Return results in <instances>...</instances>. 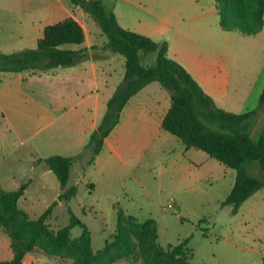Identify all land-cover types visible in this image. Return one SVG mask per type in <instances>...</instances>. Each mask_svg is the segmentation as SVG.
Wrapping results in <instances>:
<instances>
[{
  "label": "rangeland",
  "instance_id": "obj_1",
  "mask_svg": "<svg viewBox=\"0 0 264 264\" xmlns=\"http://www.w3.org/2000/svg\"><path fill=\"white\" fill-rule=\"evenodd\" d=\"M174 1L103 0L107 7L120 2L121 11L131 14L135 21L138 19L146 26ZM201 3L208 8L212 5L215 15L214 0H201ZM46 5L48 0H0V52L9 54L36 48L33 40L38 32L37 29L33 31L32 22L37 24L38 20H42V9ZM69 9L74 16H78L75 13L77 9H72L70 5ZM85 17L91 42L97 49L103 47L108 41L107 37L90 16L86 14ZM20 18L24 22L22 25ZM222 33L218 42L227 47L228 62H234L233 77L244 78L251 89L262 87L264 27L255 36L240 35L239 39ZM222 37H225L223 41ZM96 53L97 50L93 55ZM116 57V61L110 64L97 59L101 76H105L104 70L114 73V92L122 82L119 77L125 72V58L120 55ZM153 58L154 55L149 62ZM62 71L51 70L45 72L47 74L42 78L37 76L35 79H30L34 75L31 73H0V180L3 181V175L9 177L14 173L17 176L19 171L23 176L32 178L33 184L27 196L28 202H33L29 213L32 219L38 218L61 192L60 182L54 174L44 178L41 170L32 171L33 145H51L54 143L52 141H58L52 135L61 122L57 120L47 127L30 126L29 123L35 118L40 105L59 109L53 106L55 99L50 96V79ZM148 89L154 90L153 86ZM163 91L164 97L166 93L171 96L165 88ZM258 102L252 100L250 108H255ZM261 109V114L257 119H252L254 123L250 126L254 138H257L259 130L264 129V107ZM163 134L165 136L150 148L132 153L124 151V163L123 160H116L104 167L101 160L97 168L89 166L87 162L86 176L78 188V195L68 205L61 204L54 209L53 218L49 221L50 229L57 232L70 226V208L89 228L93 249L98 251L112 241L118 225V214L122 211L140 223L147 220L156 222L158 241L163 247L189 241L188 246L194 254L193 264H264V188L234 215L231 207L223 208L221 204L232 190L237 172L202 151L191 149L188 152L177 137L165 131ZM83 152L84 149L80 154ZM44 154L49 156L52 151ZM91 156L92 151L89 150L84 158L90 159ZM78 164L73 169L76 174H81L84 168ZM246 172L264 181V171L258 166L250 164ZM74 178L70 184L74 183ZM91 181L97 185L94 190L89 187ZM127 228L130 239L139 245V254L133 263L121 259L117 264H145L147 254L143 249V239L130 224ZM82 232L80 227L72 228L71 238H80ZM4 238L10 244L9 237L0 230V242ZM34 257L37 259L35 264H70L72 261L50 258L39 250ZM10 258L12 256H4L0 260Z\"/></svg>",
  "mask_w": 264,
  "mask_h": 264
},
{
  "label": "trees",
  "instance_id": "obj_2",
  "mask_svg": "<svg viewBox=\"0 0 264 264\" xmlns=\"http://www.w3.org/2000/svg\"><path fill=\"white\" fill-rule=\"evenodd\" d=\"M220 26L225 32L237 31L246 36L257 35L264 27V0H215ZM72 9H81L90 16L107 37L102 50L125 58V76L107 104L98 128L91 134L84 152L75 157L53 155L39 160L60 182L61 193L45 212L32 219L20 208L25 188L5 191L0 186V230L11 241L13 258L0 264H23L26 256L38 250L50 258L72 260L70 264H117L121 259L135 262L139 245L127 232L130 224L143 239L147 254L145 264H193L189 241L163 247L158 241L156 222H138L134 217L118 214L113 239L103 249L94 251L92 235L69 208L71 224L57 232L50 229L54 209L69 204L78 194L70 186L73 167L86 151L92 166L102 152L105 140L121 123L129 101L151 83H159L171 93V107L162 122L165 132L177 137L187 150L197 149L237 172L234 186L221 206L231 207L238 214L243 204L264 188V181L247 174L250 164L264 171V129L254 138L246 125L255 111L236 114L219 108L194 77L178 62L168 57L167 41L154 39L127 30L119 23L112 7L102 0H69ZM86 40L84 27L68 17L44 28L43 37L34 49L13 53L0 52V73L41 74L58 68L76 67L91 57L89 49L73 50L67 46L82 45ZM93 51L98 50L96 46ZM154 55L151 62L149 59ZM264 106V91L259 107ZM80 227L82 235L71 238V229Z\"/></svg>",
  "mask_w": 264,
  "mask_h": 264
},
{
  "label": "crops",
  "instance_id": "obj_3",
  "mask_svg": "<svg viewBox=\"0 0 264 264\" xmlns=\"http://www.w3.org/2000/svg\"><path fill=\"white\" fill-rule=\"evenodd\" d=\"M213 6L215 15L212 13V5H209L208 8L207 5L204 6L201 3V0H175L170 5L165 6L162 12L156 14L155 20L149 26L138 19L135 21L131 14L121 11L120 2H117L112 8L123 28L148 36L157 42L167 41L169 45L168 57L181 64L204 91L214 99L219 108L236 114L255 111L246 123L250 132V126L254 123L252 119H257L256 117L261 114V108L264 107H259L258 102L257 106H254L255 108H250L251 101H260L264 84L260 88L251 89L244 78L240 76L233 77L234 62H228L230 60L226 51L227 47L222 43L219 44L218 38H220V32L238 39L243 34L237 31H223L220 26L215 0ZM42 11V20H38L37 24L35 21L32 22L33 31L37 29L38 32L33 40L36 45L38 40L43 37L46 26L73 17L84 27L86 33L85 42L82 45H77L73 50L87 48L92 53L89 59L76 67L58 68L63 71L62 73H55L50 79V96L55 99L53 106L59 107V109L54 110L51 105L50 108L40 105L35 118L31 119L29 123L30 126L44 125L47 127L53 125V122L55 124L57 120L61 122L54 129L56 131L52 135V138H58V141L50 139L54 142L50 143L51 145L37 144L32 147V162L34 165L32 171L41 170L42 176L46 178L51 176L52 172L45 163L39 162V160L53 155L66 157L79 155L88 143L91 134L98 128L116 85L112 87L114 75L112 70H104V77L100 75L97 59L110 64L116 61L117 55L102 50V47H99L96 55H93L92 48L95 45L91 42L85 26L86 14L84 11L77 9L75 13L78 16H74V13L69 9V0H48V5ZM60 14H63L62 17L57 18ZM21 20L23 19L20 18V25L24 23ZM28 36H31V34ZM224 38L222 37V41ZM44 74L47 73L32 75L30 79H35L37 76L42 78ZM124 76L125 72L121 74L119 81L123 80ZM21 79L23 81L22 77ZM155 83L149 84L129 101L123 111L121 123L105 140L102 152L97 156L91 167L99 168L101 160L104 167L116 160H123L124 163V151L132 153V151L138 149L150 148L157 140L165 136L162 122L171 107V96L166 93L164 97L163 87L161 85L156 86ZM150 86H153L154 90L148 89ZM48 150H51L52 154L46 156L44 152ZM13 153H15V150H13ZM17 160L15 159V161ZM88 161L89 158L83 157L79 162L78 165L84 168L81 174L78 172L76 174V171L72 170L71 179L75 178L72 184H70V179V186L80 187L86 176L85 164ZM2 179V182L0 180V186L5 191H17L23 187L25 188L19 205L30 216L33 202H28L27 196L33 184L32 178L27 175L23 176L22 172L19 171L17 176L12 173L9 177L3 175ZM89 187L94 190L97 185L91 181ZM61 204L65 203L59 205ZM44 212L45 210L39 217ZM10 250L12 251L11 241L9 244L4 238L3 242H0V258L4 256H12L13 258V252L11 253ZM33 254L35 255V253L28 254L23 264H35L37 259Z\"/></svg>",
  "mask_w": 264,
  "mask_h": 264
},
{
  "label": "built area",
  "instance_id": "obj_4",
  "mask_svg": "<svg viewBox=\"0 0 264 264\" xmlns=\"http://www.w3.org/2000/svg\"><path fill=\"white\" fill-rule=\"evenodd\" d=\"M170 207L172 208V207H173V204H172V205H170Z\"/></svg>",
  "mask_w": 264,
  "mask_h": 264
}]
</instances>
